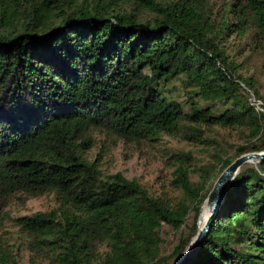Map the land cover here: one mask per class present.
I'll return each instance as SVG.
<instances>
[{"label":"trees","instance_id":"1","mask_svg":"<svg viewBox=\"0 0 264 264\" xmlns=\"http://www.w3.org/2000/svg\"><path fill=\"white\" fill-rule=\"evenodd\" d=\"M232 37L250 42L239 56L263 47L264 0H0V198L56 202L15 219L31 264L181 256L215 180L264 152V117L249 103L259 86L228 55ZM214 127L239 132L243 145L207 135ZM97 132L134 143L180 137L207 149L210 166L173 154L174 202L88 161ZM164 226L179 235L168 256ZM6 256L0 264H14ZM188 264H264V162L234 178Z\"/></svg>","mask_w":264,"mask_h":264},{"label":"rangeland","instance_id":"2","mask_svg":"<svg viewBox=\"0 0 264 264\" xmlns=\"http://www.w3.org/2000/svg\"><path fill=\"white\" fill-rule=\"evenodd\" d=\"M168 1V0H158ZM227 53L241 64L239 73L242 77H252L258 84L257 92L264 95V45L260 50L249 51L239 56L236 50L250 48V42L246 45L245 39L238 40L232 37L228 41ZM175 99L177 93H173ZM180 102L182 98H178ZM207 135L226 142L233 146H242L243 139L239 132L214 127ZM95 146L88 152L86 158L105 175L121 174L129 181H136L150 194L163 196L176 202L179 193L172 187L174 179L175 161L173 154L185 152L193 157L196 169L209 167V151L202 146L186 142L180 137L163 136L154 142H128L119 139L108 138L104 133H95ZM233 154V152H232ZM249 166H255L251 163ZM192 181H197L198 175H192ZM216 181V180H215ZM56 207L54 197L49 194L40 197L25 198L18 196L11 200L0 198V254L9 260L6 255L14 259V264L33 263L32 254L26 249L24 236L20 234L15 219L22 216H30L36 212H48ZM203 205L201 207L202 211ZM201 215V213H200ZM193 220L190 215L182 232L186 231ZM163 249L165 255H170L177 245L178 233H174L167 227L161 229ZM34 264H48L45 261H34Z\"/></svg>","mask_w":264,"mask_h":264},{"label":"water","instance_id":"3","mask_svg":"<svg viewBox=\"0 0 264 264\" xmlns=\"http://www.w3.org/2000/svg\"><path fill=\"white\" fill-rule=\"evenodd\" d=\"M264 162V152L247 153L235 159L214 182L211 190L207 194L203 205L206 206L208 215L204 224L199 227L196 236L192 239L188 247L173 264H188L199 251L206 235L211 229L212 223L219 212L227 192L228 187L240 172V170L250 163L261 164ZM256 166V165H255ZM199 222V221H198Z\"/></svg>","mask_w":264,"mask_h":264},{"label":"built area","instance_id":"4","mask_svg":"<svg viewBox=\"0 0 264 264\" xmlns=\"http://www.w3.org/2000/svg\"><path fill=\"white\" fill-rule=\"evenodd\" d=\"M249 96L250 105L258 114L264 117V95L259 94V97H256L251 92H249Z\"/></svg>","mask_w":264,"mask_h":264},{"label":"bare ground","instance_id":"5","mask_svg":"<svg viewBox=\"0 0 264 264\" xmlns=\"http://www.w3.org/2000/svg\"><path fill=\"white\" fill-rule=\"evenodd\" d=\"M251 164L252 165H257V163H251ZM207 215H208L207 208H206L205 205H203V208H202V211H201V215L199 216V222H198L199 227H201L204 224Z\"/></svg>","mask_w":264,"mask_h":264}]
</instances>
